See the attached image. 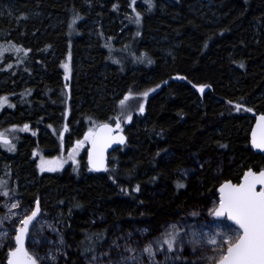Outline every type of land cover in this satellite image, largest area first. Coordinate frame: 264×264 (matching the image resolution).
Instances as JSON below:
<instances>
[{
    "label": "trees",
    "instance_id": "obj_1",
    "mask_svg": "<svg viewBox=\"0 0 264 264\" xmlns=\"http://www.w3.org/2000/svg\"><path fill=\"white\" fill-rule=\"evenodd\" d=\"M132 1L22 0V9L31 8L41 19L0 20V37L20 40L32 53L38 49L41 64L22 106L8 112L7 125L57 127L68 104L65 123L77 135L85 117L98 125L109 123L115 102L124 93H147L143 115L124 129L127 143L109 154L102 174L80 171L73 176L67 169L60 174H36L30 148L39 146L53 153L57 144L48 133H39L36 140L23 137L15 155L5 160L12 175L27 176L30 185L19 189L27 202L49 193L60 215L68 210L66 233L82 250L100 234L86 229L98 216L107 224L128 228L183 210L197 189L212 193L216 187L211 166L200 173L196 185L179 176L193 153L220 154L225 161L221 179L227 181H237L247 170H264V155L248 146L253 116L264 114V0H209L208 11L202 8L207 0H170L171 4L161 6L148 0L145 10ZM130 5L140 15V33L122 50L135 56L145 50L151 57L147 56L151 62L145 69L136 61L106 65L107 50L98 40L89 43L81 22L75 25L79 36L67 31L69 20L84 21L91 13L105 33V24L112 21L117 30L123 23L130 24L124 14ZM158 42H163L160 48L171 50L170 59L157 57L153 50ZM68 51L74 66L70 84L58 68ZM205 85L210 89L201 91ZM12 86L19 88L11 80L0 91ZM167 151L174 158L164 163ZM157 189H163V196L148 199L147 192Z\"/></svg>",
    "mask_w": 264,
    "mask_h": 264
},
{
    "label": "rangeland",
    "instance_id": "obj_2",
    "mask_svg": "<svg viewBox=\"0 0 264 264\" xmlns=\"http://www.w3.org/2000/svg\"><path fill=\"white\" fill-rule=\"evenodd\" d=\"M145 2L147 3L148 0L132 1L136 7L142 10H145ZM157 2L159 6L171 4L170 0H157ZM210 5L207 0L201 7L205 9L204 11H208ZM21 6L22 0H0V20L11 22L18 19L29 22L41 19L37 13L32 14L31 8L24 10ZM136 11L132 5L125 9V18L131 25L123 23L117 30L113 29L114 21H112L105 24L108 29L105 33L103 24L98 22L95 13H91V17L84 21L82 19L69 20L67 31L71 36L72 32H74V36H79L80 30L75 33V25L81 22L83 24L81 31L86 38L90 39L89 43L92 44L98 40L100 46L107 50L106 65L117 66L119 63L125 62L134 65L133 63L136 61L138 66L145 69L151 62L148 58L150 56L145 50L138 52L136 56L133 52L129 54V52L124 53L123 51L126 42L132 36L139 37L140 27L136 18L137 15H140ZM87 14L90 15L89 12ZM18 38H21L20 34ZM163 42L154 45L153 51L160 59H170L171 50L158 46ZM69 48L70 43L68 42L67 49ZM0 49H7L3 55H0V89H3L4 85L6 88L11 80L19 85L18 89L12 86L0 91V97L7 98V102L0 105V133L9 139L12 146V150H9L8 145L0 144V150L4 153V157H0V182H2V186H0V264H5L6 259L8 260V253L15 248L14 238L17 228L21 227L20 221L31 215L37 204L39 212L30 225L25 242V250L36 260V264H214L217 262L219 256L224 254L228 247L225 241L232 239L238 231L224 217L216 219L213 214L219 205L216 188L227 181L221 179L225 161L218 153L189 155L186 166L179 174L184 182H192L196 185L200 173L211 166V177L216 187L212 193L207 194L204 190L197 189L194 200L188 203L183 210H172L165 213L160 219L131 224L128 228H122L117 223L107 224L101 216H98L88 222L86 229L88 232L97 231L100 234L90 241L89 247L85 250L80 248L79 242L68 237L66 228L69 227V224H64V220L69 218V212L67 210L63 215H60L57 206L52 204L49 193L37 197L32 202H27L19 194L20 188L30 185L27 176L18 178L12 175L9 165L5 161L15 155L22 138L28 136L36 140L39 133L42 136L48 133L57 144L55 151L49 154L41 150L39 146L30 148L29 159L34 162L36 174H60L67 169L68 173L76 176L80 171L81 173L90 172L86 163L81 165V162L83 159L85 161V154L98 121L85 117L82 130L75 135L76 130L69 128L65 123L70 114L67 104L63 119L57 127L47 126L42 129H32L29 124L7 125L8 112H13L22 106L23 96L30 88L27 86L36 83L35 78L38 77L41 64L37 56L39 50H34L33 55L29 48L22 45L20 40L9 41L5 37H0ZM16 49H21V51L17 52ZM70 51L58 64L63 81L68 84L72 81L74 69ZM121 54L126 59L121 57ZM65 64L68 65L67 71L64 67ZM145 93L141 92L139 95L124 93L116 100L109 123L119 121L122 131L130 126L134 117H141L143 115L141 105L144 106ZM121 101L124 103L121 104ZM25 125H28V129L21 131L20 129ZM67 135H70V138ZM86 136L89 139H85ZM79 141H83V143L77 147ZM70 153L72 159H69ZM173 158L174 154L167 151L163 155V162L169 163ZM42 159L59 161L62 166L52 165V167H56V170L41 171ZM239 179L230 182L237 184ZM5 192L8 195H4ZM156 196H163V189L147 192V198L150 200ZM12 204H16L18 207L12 208ZM169 235L174 240L171 251L163 242ZM213 240L215 243H211ZM150 245L152 255L144 252V249Z\"/></svg>",
    "mask_w": 264,
    "mask_h": 264
},
{
    "label": "snow or ice",
    "instance_id": "obj_3",
    "mask_svg": "<svg viewBox=\"0 0 264 264\" xmlns=\"http://www.w3.org/2000/svg\"><path fill=\"white\" fill-rule=\"evenodd\" d=\"M135 2V0H133ZM136 22H140V18L137 15ZM71 27V25H70ZM7 49H0V55ZM17 52L21 49H16ZM66 71L68 65H64ZM67 79V76H66ZM203 91V88L200 89ZM145 96L147 93L144 94ZM7 102V98L0 97V105ZM124 102L121 101V104ZM237 110L240 109V105H236ZM141 111H143V105H141ZM260 123L258 127L261 129L259 142L257 141V134L253 132V146L257 148L264 149V116H261ZM103 129L107 130L109 133L112 131L107 124L101 126ZM116 127H120L119 121L116 123ZM28 125L20 129L21 131H26ZM85 139H89L88 136ZM120 143L124 142V138L121 136L119 139ZM83 141L77 143V147L82 144ZM0 144L8 145L9 150H12V146L5 137L3 133H0ZM93 150L90 151V164L93 165V169L99 170L96 162L94 161V156L102 155L103 147L107 146V143L100 141L99 139H93ZM72 154H69V159H72ZM75 162V161H73ZM52 165L62 166L59 161H45L41 160V171L48 170L54 171L56 167ZM46 166H48L46 168ZM261 185L259 191L256 190V186ZM2 186V182H0ZM220 191V205L219 208L213 213L216 216L227 215V218L234 222L237 226L236 235L225 243L228 245L226 253L219 256L217 259V264H264V171H261L258 175L249 171L245 173L244 180L238 185H233L231 183H226L221 186ZM8 195L7 192L3 193ZM12 208L18 207L16 204L11 205ZM39 212V206L31 215L25 217L20 221L22 227L16 230V248L9 253L11 257L9 259V264H36V260L33 259L31 255L24 249L23 242L25 234L28 232L29 225L37 217ZM167 245L169 251L173 249L174 240L169 235L164 241ZM215 243V241H211ZM144 252L152 255L151 245L144 249Z\"/></svg>",
    "mask_w": 264,
    "mask_h": 264
},
{
    "label": "water",
    "instance_id": "obj_4",
    "mask_svg": "<svg viewBox=\"0 0 264 264\" xmlns=\"http://www.w3.org/2000/svg\"><path fill=\"white\" fill-rule=\"evenodd\" d=\"M177 77L174 78V80H176ZM182 80V79H181ZM203 88V91H207L210 89V86L209 85H205V86H202ZM261 116H264V114H257V115H254L253 116V121H252V124H251V127H250V130H249V135H248V146H249V149L255 153V154H261V155H264V149H261V148H257V147H254L253 146V132L255 131L256 134H257V141L259 142V138H260V133H261V129L258 127V124L260 123V117ZM116 123L117 121H115L114 123H101L99 125H97L93 131V134L91 136V139H90V142H89V145H88V148H87V151H86V154H85V163H86V167L90 170L91 173L93 174H102L104 173V171L106 170V167H107V163H108V156L109 154L114 150V149H117V148H121L123 147L126 143H127V135L125 134L124 130H120L121 129V124H120V127L117 128L116 127ZM120 123V122H119ZM107 124L109 126V128L112 129V131L109 133L107 130L103 129L101 126L102 125H105ZM123 137L124 138V142L123 143H120L119 142V139L120 137ZM93 139H99L100 141L104 142V143H107V146L106 147H103V151H102V155L100 156H94L93 159L94 161L96 162L97 164V167L99 168V170H95L93 169V165L90 164V157H89V153L90 151L93 150V144H92V140ZM7 140L9 141V139L7 138ZM249 171L253 172V173H256L257 175L261 172V171H264V170H259L257 172H254L252 170H247L243 173V175L241 176V178L239 179L238 183L237 184H233V185H238L240 183L243 182L244 180V176H245V173H248ZM226 183H231L230 181H226V182H223L221 185H219L217 188H216V193L218 194V199H219V205H220V191L219 189L221 188L222 185L226 184ZM232 184V183H231ZM262 186L261 185H257L256 186V190L259 191L260 188ZM37 204V202H36ZM219 205H218V208H219ZM37 206H35L34 210L36 209ZM217 208V209H218ZM216 209V210H217ZM214 217L216 219L218 218H221V217H224L225 220L232 226L234 227L236 230L237 229V226L234 224L233 221L229 220L227 218V215H223V216H216L214 215ZM34 221V220H33ZM31 225V224H30ZM29 225V227H30ZM28 227V229H29ZM28 233V232H27ZM27 233L25 234V237H24V242H23V246H24V249H25V242H26V238H27ZM14 241H15V238H14ZM15 248H16V241H15ZM14 248V249H15ZM13 249V250H14ZM12 250V251H13ZM11 252V251H10ZM9 252V253H10ZM225 253H226V250H225ZM11 257L8 255V260L6 262V264H9V259ZM214 264H217V262H215Z\"/></svg>",
    "mask_w": 264,
    "mask_h": 264
},
{
    "label": "flooded vegetation",
    "instance_id": "obj_5",
    "mask_svg": "<svg viewBox=\"0 0 264 264\" xmlns=\"http://www.w3.org/2000/svg\"><path fill=\"white\" fill-rule=\"evenodd\" d=\"M0 152L2 153V151L0 150ZM85 164V161H84V159H83V161L81 162V165H84ZM21 227H22V225H21ZM20 228V227H19ZM30 228V227H29ZM29 230V229H28ZM8 255H9V253H8ZM6 262H7V259H6V261H5V264H6Z\"/></svg>",
    "mask_w": 264,
    "mask_h": 264
}]
</instances>
